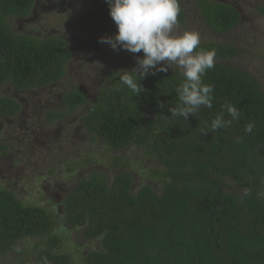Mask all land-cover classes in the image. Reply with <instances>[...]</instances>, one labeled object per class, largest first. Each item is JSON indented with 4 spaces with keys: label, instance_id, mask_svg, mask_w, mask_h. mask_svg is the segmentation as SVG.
<instances>
[{
    "label": "trees",
    "instance_id": "16d2710c",
    "mask_svg": "<svg viewBox=\"0 0 264 264\" xmlns=\"http://www.w3.org/2000/svg\"><path fill=\"white\" fill-rule=\"evenodd\" d=\"M35 2L0 0V90L41 89L66 76L72 51L63 39L16 35L8 26L29 18ZM195 3L196 15L211 33L225 34L241 19L224 3ZM184 20L180 10L177 22ZM212 49L222 61L239 55L232 46L212 43L199 44L194 52ZM121 75L106 77L80 122L91 143L118 153L139 147L144 157L157 161L159 170L147 177L160 194L150 182L134 191L132 173L117 160L113 167L121 169L110 183L92 176L75 185L61 202L63 218L67 226L80 227L84 239L100 242L82 264H264V93L255 79L214 63L202 78L214 88L212 108L201 107L184 120L169 112L179 104L181 72L146 76L137 96L120 84ZM62 103L67 112L48 113L49 121L90 104L76 90L63 95ZM226 103L240 110L238 120L224 110ZM19 108L0 96L1 117H14ZM217 115L231 123L213 132L208 126ZM249 124L252 131L246 132ZM52 226L48 211L24 205L0 185V259L15 258L16 252L17 264H27L22 260L29 253L16 249L36 240L34 264H72L68 255L55 252L60 240L50 233Z\"/></svg>",
    "mask_w": 264,
    "mask_h": 264
},
{
    "label": "rangeland",
    "instance_id": "374dc122",
    "mask_svg": "<svg viewBox=\"0 0 264 264\" xmlns=\"http://www.w3.org/2000/svg\"><path fill=\"white\" fill-rule=\"evenodd\" d=\"M214 1L237 10L241 19L236 28L225 34L211 33L196 15L195 0H179L185 20L182 25L177 22L175 34L196 31L201 37L200 44L236 48L237 57L227 61L215 59L214 63L248 73L264 93V14L261 12L264 0ZM8 26L16 35L61 38L72 51V58L65 78L57 84L22 93L10 87L1 88L0 96L15 100L21 110L11 119L0 116V147L6 148L0 149V185L13 191L24 205L48 211L53 225L50 233L60 240L55 252L68 255L72 264H82V258L98 249L100 242L84 239L80 227L67 226L61 202L71 189L92 176L103 177L110 183L121 169L113 167L117 160L132 173L133 190L137 191L150 182L147 177L150 171L160 167L157 161L144 157L140 148L118 153L106 150L102 143H91L80 122L99 96L106 77L111 72H130L143 53L114 51L109 45L98 42L102 37L116 34L105 0H36L29 18L14 19ZM169 70L181 72L175 65ZM71 90L81 91L90 104L49 124L45 116L50 111L63 110L62 97ZM87 160H92L91 164H87ZM150 184L154 192L160 194L155 182ZM35 242L24 241L16 249L29 253L22 262L35 263ZM13 253L15 258L13 254L3 257L0 264H17L16 252Z\"/></svg>",
    "mask_w": 264,
    "mask_h": 264
},
{
    "label": "clouds",
    "instance_id": "9594fccd",
    "mask_svg": "<svg viewBox=\"0 0 264 264\" xmlns=\"http://www.w3.org/2000/svg\"><path fill=\"white\" fill-rule=\"evenodd\" d=\"M105 3L116 26V34L102 37L98 42L109 45L114 51L143 53L142 58L137 57L135 68L130 72L121 71L120 84L137 96L143 91L141 79L167 72L175 65L181 71L183 81L176 89L179 104L169 109L171 115L187 120L201 107L212 108L214 88L205 84L202 78L214 67L216 52L214 49L194 52L201 40L196 31L175 34L180 13L178 0H105ZM222 107L232 120L240 118V110L235 105L226 103ZM230 123L217 115L208 129L215 132ZM252 127L246 125L245 131L251 132ZM248 192V189L244 190L245 195Z\"/></svg>",
    "mask_w": 264,
    "mask_h": 264
},
{
    "label": "flooded vegetation",
    "instance_id": "af4514ba",
    "mask_svg": "<svg viewBox=\"0 0 264 264\" xmlns=\"http://www.w3.org/2000/svg\"><path fill=\"white\" fill-rule=\"evenodd\" d=\"M34 10V9H33ZM44 88V87H43ZM39 89V88H38ZM42 89V88H41ZM35 90H37V89H35ZM17 91V90H16ZM29 91H31V90H27V91H20V93H22V92H29ZM62 102V101H61ZM63 104V103H62ZM21 110V109H20ZM20 110H19V112L17 113V115L20 113ZM57 112H60V113H63V112H67V110H65L64 109V107H63V110H61V111H57ZM48 113H52V114H54L52 111H50V112H48ZM48 113H47V115L45 116V119L47 120V122L49 123V124H51V123H57V122H59V120H62L63 118H65V117H67V116H65V117H63V118H61V119H58V120H56V119H53L52 121H49V119H48ZM16 115V116H17ZM16 116H14V117H16ZM14 117H10V118H5V119H11V118H14ZM3 118V117H2ZM73 189V188H72ZM71 189V190H72Z\"/></svg>",
    "mask_w": 264,
    "mask_h": 264
},
{
    "label": "bare ground",
    "instance_id": "6f19581e",
    "mask_svg": "<svg viewBox=\"0 0 264 264\" xmlns=\"http://www.w3.org/2000/svg\"><path fill=\"white\" fill-rule=\"evenodd\" d=\"M181 14H182V13H181ZM235 28H236V27H235ZM231 34H232V33H231ZM228 35H229V34H228ZM229 37H230V36H229ZM63 41H64V40H63ZM229 46H230V45H229ZM175 70H176V69H175ZM114 74H115V73H114ZM19 109H20V108H19ZM19 109H18V110H19ZM138 148H139V147H138Z\"/></svg>",
    "mask_w": 264,
    "mask_h": 264
}]
</instances>
